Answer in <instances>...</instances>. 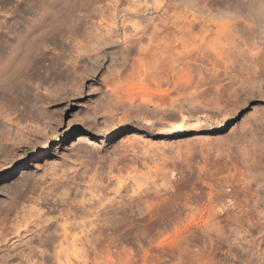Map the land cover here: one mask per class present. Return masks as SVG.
<instances>
[{
  "label": "rangeland",
  "instance_id": "obj_1",
  "mask_svg": "<svg viewBox=\"0 0 264 264\" xmlns=\"http://www.w3.org/2000/svg\"><path fill=\"white\" fill-rule=\"evenodd\" d=\"M40 2L0 0V51L40 20L26 62L20 51L16 73L0 74V94L16 90L13 102L0 97V264H55V250L63 264H174L173 189L188 184L190 148L237 143L248 161L257 154L264 73L249 92L238 78L221 93L138 78L130 64L140 45L156 47L151 27L137 34L105 0H44L41 20ZM162 43L208 53L204 42Z\"/></svg>",
  "mask_w": 264,
  "mask_h": 264
},
{
  "label": "bare ground",
  "instance_id": "obj_2",
  "mask_svg": "<svg viewBox=\"0 0 264 264\" xmlns=\"http://www.w3.org/2000/svg\"><path fill=\"white\" fill-rule=\"evenodd\" d=\"M40 1L42 12L39 18L42 20L49 7H45L47 4L44 0ZM105 1L111 4L116 14L132 18L133 26L140 28L137 34L151 27L148 42H163L162 45L165 42L205 43L203 46L207 49L198 43L195 45L200 47H197L198 50L204 49L208 53L203 50L196 53L194 49L193 53L190 50V53L187 50L182 53L186 55L176 52L177 49H172L170 43L165 44L166 48L160 44H155L157 48L155 45V48L149 44L144 47L140 45L136 51L138 58L135 59L138 64L133 60L130 64L133 69L136 68L138 78L143 79L142 76L148 74L160 78L164 74L173 84L169 83L170 80L167 82V77L166 81L164 77L161 79L168 85L172 84L173 88L189 92L202 89L221 93L233 85V80L237 78L249 84L240 83L243 86L239 84V90L248 91L256 82L258 84V75L264 73V61H261L264 59V0ZM140 19L144 23L141 24ZM39 21L33 20L30 23L31 30L20 36L18 42H10L12 44L8 43L0 51L6 53L7 58L9 56V60L0 58V74L16 73L14 71L34 48L32 29L40 24ZM29 36V42H19L26 41ZM20 51L22 56L19 55ZM241 52L247 53L251 60L244 59ZM194 54L200 62L206 61L204 64L208 66L204 67V64L190 57ZM15 55L21 57H16L21 60L16 59L19 64L16 60L14 62ZM190 59L200 63L196 66L193 61L196 69H189L193 63L189 62ZM38 67L41 68L42 64H33V68ZM7 77L11 78L8 74ZM225 79L229 81L224 82ZM156 82L157 87H160V79ZM15 91L3 92L0 97L5 103L13 102ZM229 144L227 147H211L209 143L203 142L199 148H190L188 184L173 189L174 264H264V189H260L261 185L255 181L254 175L257 164L261 159L264 160L261 156L264 155V146L260 144L259 153L253 152L248 161L246 155H250L247 150H243L244 147L241 151L237 143H232V146ZM256 144L258 142L255 141ZM237 146L239 152L236 151ZM184 195L186 198H183ZM58 244V248L61 247L59 241ZM53 257L55 264H63L59 250L54 251ZM27 260V264H38L36 260Z\"/></svg>",
  "mask_w": 264,
  "mask_h": 264
}]
</instances>
